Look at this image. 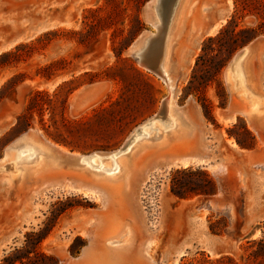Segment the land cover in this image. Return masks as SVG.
Masks as SVG:
<instances>
[{"label": "rangeland", "instance_id": "rangeland-1", "mask_svg": "<svg viewBox=\"0 0 264 264\" xmlns=\"http://www.w3.org/2000/svg\"><path fill=\"white\" fill-rule=\"evenodd\" d=\"M154 4L155 0H0V55L18 52L17 48L22 55L19 62L0 67V160L13 145L9 150L12 161L0 164V184L9 192L0 201V263L19 249L21 253L15 256L25 258L23 264H51V256L58 264H264L263 259L250 257L249 248L264 236V134L260 136L244 114L230 110L233 101L251 112L264 104H256L254 95L243 89L239 62L244 56L228 72L232 92L225 71L243 46L232 54L221 74L226 107L221 106L215 84L204 92L216 124L203 114L198 102L202 94L186 90L203 41L227 24L234 13V0H190L173 33L170 59L174 66L169 74L174 107L187 126L186 133L155 146L163 135L178 129L179 120L162 115L163 119L144 127L126 149L104 156L118 149L137 125L154 116L169 92L165 81L138 65L132 54L139 43L146 47V58L157 61L158 54L151 55L155 41L149 46L142 41L159 33L152 21L161 23L156 8L151 7ZM136 17L142 25L135 23ZM243 24L255 25V19L246 17ZM200 29L204 33L195 44ZM253 62L264 90V61L255 56ZM136 72L152 83L154 101L151 105L146 102L150 107L110 149L85 152L58 145L47 136L37 116L29 127H16L34 91L47 90L53 95L70 80L73 82L54 97L61 106L67 91H72L64 111L70 120L91 117L95 110L117 101L123 106L144 103L149 89L137 79L122 76ZM47 74L50 79L44 76ZM57 112L60 118L61 108ZM44 118L48 122V112ZM236 123L245 124L255 136V149H242L229 136L228 130ZM25 132H33L36 139L67 155L105 153L45 169L20 185L17 181L7 184L5 172L30 166L39 157L26 140L16 142ZM142 142L152 146L136 155L126 180L106 182L93 177L116 174L118 160ZM175 158L190 160V165H173ZM185 169L195 175L187 171L177 175L178 184L203 188V174L207 173L216 183L217 194L182 199L173 195L172 176ZM125 230L131 233L125 248L107 250V240ZM40 232L45 238L38 246L34 238L27 240L28 234Z\"/></svg>", "mask_w": 264, "mask_h": 264}, {"label": "trees", "instance_id": "trees-1", "mask_svg": "<svg viewBox=\"0 0 264 264\" xmlns=\"http://www.w3.org/2000/svg\"><path fill=\"white\" fill-rule=\"evenodd\" d=\"M234 13L227 24L219 31L216 36L208 37L203 41L200 54L198 55L191 78L186 90L189 93H201L198 98L205 118L216 124L214 109L210 101L206 98L204 92L206 88L215 84L218 89L222 107H226L228 97L221 81V74L232 54L240 47L246 45L256 37L264 35V0H234ZM246 17L255 19V25L243 24ZM135 23L142 25L139 18H135ZM18 52H7L0 55V67H5L13 62H19L22 56ZM13 59L10 61V59ZM49 68V67H48ZM46 68V69H48ZM50 79L51 75H44ZM123 78L129 76L137 79L138 83L149 89L147 98L144 103L140 104H121L117 101L115 105L109 108H99L94 111L91 117H84L78 120H70L64 116L66 109L67 97L72 91H67V97L61 101V106H57L54 97L67 88L73 80L63 82L55 93L51 95L47 90L34 91L24 109L18 116L16 127H29L35 116L38 117L39 123L47 136L56 144L66 148L79 151H91L94 149H110L116 146L125 137L128 131L134 126L143 113L150 107L154 99L151 94L153 85L148 78L140 73L132 75L123 74ZM148 91V90H147ZM56 101H59L58 99ZM118 106H121L120 108ZM61 108V116L57 117V110ZM49 113V125H46L45 114ZM46 125V126H45ZM229 136L236 139L238 146L245 150H253L257 146V140L248 127L239 123L234 124L228 130ZM187 171L192 177L195 175L189 170H177L171 179V193L178 198H188L193 195L214 196L217 194L216 183L207 173H204V187L196 189L186 184H178L177 175ZM190 176V177H191ZM29 238L35 239V245L38 246L45 238L42 233H30ZM249 248L252 249L250 257L255 261L263 259L264 261V236L253 241ZM21 253L17 249L16 253L5 257L0 264H20L24 263L25 258H18L15 255ZM51 264H58L55 257H49ZM231 260V258H227ZM27 260L31 261L27 258ZM257 264H261L260 262Z\"/></svg>", "mask_w": 264, "mask_h": 264}, {"label": "bare ground", "instance_id": "bare-ground-1", "mask_svg": "<svg viewBox=\"0 0 264 264\" xmlns=\"http://www.w3.org/2000/svg\"><path fill=\"white\" fill-rule=\"evenodd\" d=\"M155 1L156 4H154L151 7L153 9L156 8L158 16L161 19V23H159V21H157L156 19H153L152 21H154L153 24L158 29L159 33L146 36L142 39V41L143 44L147 43L148 46L150 45L151 42L155 41V45H154L155 47L153 48L151 55L158 54L157 61L154 62V64L157 67L156 70L158 74L157 76L161 77L165 81V83L168 86L169 92L167 97L163 100L160 110L151 118L149 117L150 119L147 122H145L144 125L140 126L139 129L134 131V133L131 135L132 136L131 139L128 140L125 148L121 150H114L113 152L111 151L106 152L107 155L104 156H109V155L113 156L119 153L120 151L126 149L130 144L131 140L139 132H141L144 129V127H147L156 119H163V117H165L166 115L168 120H170L169 118L171 119L174 118L177 121L179 120L180 123L178 122V129L173 130L172 132H170V134L163 135L159 140H157V142L154 143L155 146H163L172 139H175L180 135L182 136L187 128V126H185V122L183 121L181 114L174 107L173 96H172L173 93L171 89L172 81L170 78L169 71L173 65L171 60L172 59L171 52L173 53L172 36L175 30L177 29L178 25L180 24V21L183 18L185 9L190 0H165L163 7L162 8L159 7V9L157 7V0ZM203 33H204L203 29L198 30L197 34L193 39V42L195 44L202 38ZM132 50L133 52L136 50L137 55L140 56L144 55L145 57L147 56L145 55L146 47L141 46L139 43H136L133 46ZM255 56L259 58L260 61L261 60L264 61V37L262 36H260V38L256 40L253 43V45L239 52L238 55L233 59L232 63L229 65V67L226 70V80L229 91L232 92V80L228 78L229 76L228 72L230 71L233 62L236 59L240 60L243 57L240 62L238 61L240 66V73H242V78L244 79L243 89H245L248 93L254 95L256 104L257 103L264 104V90L260 86L261 85L259 81L260 78L254 72L253 61ZM261 106L262 107L259 106L257 110H255L254 112H251L249 107H247L246 105L240 106L237 102L233 101L230 104V110L234 109L235 112L237 111L238 113L244 114L247 117L248 121L251 123V125H253V128L257 131V133L260 136H262L264 134V105ZM21 135H20L21 137L19 136L20 138L16 142H19L21 140H26V142H28V144L32 147V149H34L36 152L40 154L34 164L30 166L29 165L19 166L18 169L15 172L12 171L11 174H7V172H5L3 176L5 183L7 184H13L14 181H17V183L20 185L27 178L30 179L32 176L36 175L37 173L45 169H49V168L51 169L53 167L59 168L60 166L67 164L72 165L73 163L76 164L78 160L88 161L93 156H99V153H105V152H95L90 155H81V156H78L77 154L67 155L59 152L57 148L54 147L55 145L52 146L53 144L50 145L41 138L36 139L34 136L35 134L33 132L32 133L26 132ZM12 146L10 148H12ZM151 146L152 145L149 142H142L138 144L129 156L123 157L120 160H118V165L115 166L116 174H112V176H103V175L96 176V174L95 175L93 174V177L96 178L97 180L104 179L106 180V182H118L121 180H126L129 177L133 165V160L134 158H136V155L139 152H141V150L147 147L149 148ZM10 148H8L6 152L7 154L5 153V156L0 160V164H4L8 161L9 162L12 161L13 154L12 152H9ZM58 149L62 151H66V149L61 146H59ZM189 161L188 160L183 161V159L175 158L172 161V163L173 165H177V166L182 165L183 167H186L190 165ZM106 170L109 171L110 168H106ZM17 171H18V176H16ZM130 235H131L130 231L125 230L117 237L107 240L106 242L107 250H109L110 252L122 250L123 248H125L124 246L131 239ZM110 252L107 253V255L110 254ZM106 259H109V257Z\"/></svg>", "mask_w": 264, "mask_h": 264}, {"label": "water", "instance_id": "water-1", "mask_svg": "<svg viewBox=\"0 0 264 264\" xmlns=\"http://www.w3.org/2000/svg\"><path fill=\"white\" fill-rule=\"evenodd\" d=\"M164 2H165V0H157V7H158V9H159V7H160V8L163 7ZM259 38H260V36H259V37H256L255 39L251 40L249 43H247L246 45H244L242 48H240V50H239L238 52H236V53L234 54V56L232 57V59L230 60L229 64L227 65V67H226V69H225V71L227 70V68H228L229 65L232 63L233 59L238 55L239 52H241V51H243L245 48L250 47L251 45H253V43H254L256 40H258ZM134 43H135V42H134ZM134 43H133V44H134ZM133 44H132V45H133ZM132 54H133V56L136 58V61H137L138 65H140L141 67L147 69V70L150 71L151 73H153V74H155V75H158V74H157V71H156V70H157V67H156V65L154 64V62L149 61L148 58H146L144 55H143V56L137 55L136 50H135ZM150 118H151V117H150ZM150 118H148L147 120H145V121H143L142 123H140L139 125H137V126H136V127L130 132V134L127 136V138L123 141V143L121 144V146H120L118 149H116V150H121V149L125 148V146L127 145L128 140L131 139V137H132L131 135L134 133V131L137 130V129H139L140 126L144 125L145 122H147ZM25 133H26V132H25ZM113 151H114V150H113ZM113 151H111V152H113ZM89 155H90V154H89Z\"/></svg>", "mask_w": 264, "mask_h": 264}, {"label": "crops", "instance_id": "crops-1", "mask_svg": "<svg viewBox=\"0 0 264 264\" xmlns=\"http://www.w3.org/2000/svg\"><path fill=\"white\" fill-rule=\"evenodd\" d=\"M209 9V7L206 9V11ZM211 11V10H209ZM9 195V192H7L4 187L0 184V201H3L4 199L7 198ZM12 195V194H11Z\"/></svg>", "mask_w": 264, "mask_h": 264}]
</instances>
